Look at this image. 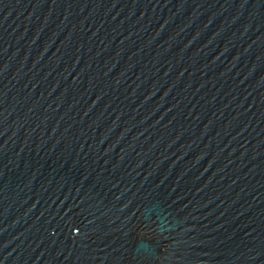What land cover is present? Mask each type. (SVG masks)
Wrapping results in <instances>:
<instances>
[{
	"label": "water",
	"instance_id": "95a60500",
	"mask_svg": "<svg viewBox=\"0 0 264 264\" xmlns=\"http://www.w3.org/2000/svg\"><path fill=\"white\" fill-rule=\"evenodd\" d=\"M0 264H264V0H0Z\"/></svg>",
	"mask_w": 264,
	"mask_h": 264
}]
</instances>
